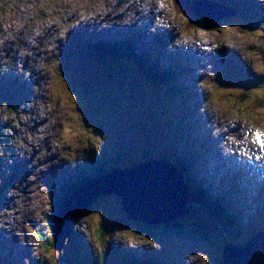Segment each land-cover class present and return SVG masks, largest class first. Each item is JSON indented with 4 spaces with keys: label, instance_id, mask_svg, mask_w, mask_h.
<instances>
[{
    "label": "rangeland",
    "instance_id": "1",
    "mask_svg": "<svg viewBox=\"0 0 264 264\" xmlns=\"http://www.w3.org/2000/svg\"><path fill=\"white\" fill-rule=\"evenodd\" d=\"M258 1L248 4L258 12L256 16L242 10L240 15L229 16L224 25L218 23L213 28H202L194 26L174 0H0V264H94L98 258V264H126L121 256L137 245L156 251L152 260L158 264H212L221 257L223 240L233 241L227 238L217 220L200 208L189 211L181 220L185 231L173 222L147 225L131 218L130 212L123 210V196L115 192L104 193L98 198L82 193L81 197H86L83 201L76 195L75 199L84 205L80 216L74 207H71V216H63L69 204L62 207L64 202L58 206L60 180L48 172V177L53 179L50 181L42 168L48 162L51 166L56 157L54 164L59 165L58 170H68L62 178L72 174L68 181L76 183L75 162L81 163L90 153L98 160L100 152L108 149L115 165L110 161L101 163L103 170L121 166L122 171L142 163H153V169L157 170V164L161 168L159 157L174 158L176 148L180 155L181 134L174 137L177 123H174L176 116L173 115L180 110L168 102V93L160 96L150 89L152 86L148 87L140 80L142 74L153 71V66L147 63L144 70H149L138 75L124 69L123 64L112 63L110 60L117 61L115 55L109 57V62L106 58L102 61L95 58L96 49L101 55L119 48L133 51L134 38L132 42L135 40V43L119 39V35L125 33L119 28L122 18L126 23L124 27L131 24L132 28L142 29L141 41L146 39V34L153 38L146 39L148 47L145 48L143 43L139 46H144L152 63L158 54L161 55V47L166 43L168 48L165 50L172 61H187L190 72L178 81L190 84L199 104L201 90L205 105L200 109L195 98L192 100L190 94L187 97L184 91V102L181 103L190 102L188 109L194 114L187 120L188 125L191 121L194 123V136L198 132L201 136L209 134L217 142L215 157L210 141L206 146L209 144L211 152L203 154L200 161L193 156L194 163L202 165L204 172L202 178L197 173L196 179L228 205L229 193L243 189L229 183L233 187L230 191L220 190L218 183L223 176L238 180L235 169L233 176L227 168L231 166L232 157L235 156L234 161L238 163L241 154L250 164L260 159L256 158V152L263 153L261 158L264 157V149L254 142L255 134L262 133L261 127H264V108L255 104L256 101L264 104V96L260 94L264 90V56L262 59L256 52L257 46H264V0ZM173 5L180 15L175 14ZM205 6L206 3L201 10ZM192 11L198 18L195 8ZM220 12L214 8L203 14L216 17ZM155 17H158L156 22L162 32L174 38L173 43L158 32L147 33L148 24L144 22H149V18L154 21ZM245 18L248 23L244 22ZM252 23L256 26H251ZM104 32L114 33L118 40L101 39L99 36ZM88 39L90 43H87ZM122 42H128V46ZM193 42L202 50L188 58H183L181 51L174 47V44L181 45L188 52L194 50L195 47L190 46ZM220 45L230 53L228 59L220 61L222 66L225 65L221 72L217 59L212 61L213 54L221 52L216 50ZM205 48L207 51L204 52ZM126 52L121 60L130 64L128 61L133 56L129 49ZM197 64L199 70H194ZM117 69L128 73L123 71L118 75ZM157 72L164 74L163 70ZM158 84L165 85L163 82ZM243 93L249 98L234 107L236 96ZM160 97L166 99L164 107ZM166 114L168 120L164 117ZM118 119L122 122L119 129L116 126ZM244 124L247 129L240 128ZM253 142L259 148L248 150V146L253 147ZM219 145L224 147L222 153L226 155L227 164L221 162L226 167L214 170L210 161L219 159ZM248 153L251 160L246 159ZM249 163L243 167H249ZM214 164L217 166L215 160ZM13 171L20 172L22 179L14 176ZM257 174L252 178L251 193H236L241 204L231 205L228 209L234 214L243 210L247 228L236 240L238 247H242L250 233L264 222V174ZM92 175L94 178L101 173ZM4 177L8 182L3 180ZM121 179L118 178L117 183L122 184ZM106 181L114 183L115 177ZM110 183L109 188L112 187ZM99 184L92 180L87 188L94 189ZM223 185H227L226 181ZM98 187L103 189L106 185ZM244 198L246 203L242 201ZM60 210L64 223L70 218L76 226H72V235L66 242L62 240L58 250L49 221L51 217L55 219ZM195 221H203L206 225L202 224L199 232L190 233V223ZM150 261L145 263L153 264Z\"/></svg>",
    "mask_w": 264,
    "mask_h": 264
},
{
    "label": "water",
    "instance_id": "2",
    "mask_svg": "<svg viewBox=\"0 0 264 264\" xmlns=\"http://www.w3.org/2000/svg\"><path fill=\"white\" fill-rule=\"evenodd\" d=\"M202 1H196L192 4V10L195 8L196 14L204 22L211 24L218 21V17H206L203 12L209 8L206 6L201 10ZM212 10V9H210ZM217 24V23H216ZM213 25V24H212ZM148 166H147V165ZM142 163L134 168L127 170H118L115 176V184L109 189L123 196V210L130 212V217L141 221L147 225H160L170 222H179L191 211V193L185 183V178L180 170L169 162L168 166H163L168 172L163 173L161 168L155 171L153 163ZM160 173V175L156 173ZM127 179L125 185L117 183L118 178ZM110 183V181L104 182ZM153 189V191H152ZM150 191V193H149ZM82 193H74L73 200L69 201V209L63 211V216H71L74 207H83L75 196L81 197ZM164 197L163 201L160 199ZM97 198V195L95 196ZM152 199V201H151ZM86 202L90 199H85ZM166 201V202H165ZM152 205L153 209H152ZM76 206V207H75ZM166 208V212H165ZM53 227L61 230L59 218L56 219ZM62 233V232H61ZM66 232L62 233L64 240ZM58 250L60 248L56 246ZM223 264H256L264 262V244L263 245H246L236 247L225 245L223 249ZM157 252L146 246H133L126 250L121 256L126 264H144L154 258Z\"/></svg>",
    "mask_w": 264,
    "mask_h": 264
},
{
    "label": "trees",
    "instance_id": "3",
    "mask_svg": "<svg viewBox=\"0 0 264 264\" xmlns=\"http://www.w3.org/2000/svg\"><path fill=\"white\" fill-rule=\"evenodd\" d=\"M177 1L179 3L180 9L183 11V13L186 16L189 17L190 20H192L191 22L194 23V26L195 25L199 26V27L205 26L204 22H202L199 18H197L196 16L193 15V12L191 10V2H190V0H177ZM216 23L217 22L213 21V22H211V24L208 23L206 25L209 28H213V27H216L218 25ZM253 26H256V25H253ZM127 38H132V37L129 36V35L128 36H123L122 40H126ZM135 40H136V38H135ZM135 40L132 43H135ZM138 43L139 42H136V45L135 46L133 45V51L130 48H126V49H129L130 54H132V56H133L131 61H130L133 64H131V65L125 64V63H123V64L126 67H128V69H130L132 71H135L138 74H139L138 69H142L140 71V73L149 70V69L143 70L144 67L148 66L147 63H149V64H151L153 66V71L152 72H147V73L145 72L144 74H142L143 77H140V80L145 85H147L148 87L152 86L153 88H150V89H153V90L157 91L159 93L158 95H160V96H162L165 93H168L169 94L168 95V102H170L175 108L180 110V111H178L177 114H173L171 112V110L168 109L171 114L176 116V119H175L174 123L176 122L177 125H176V130H174V137L177 135L178 129H181L186 134L187 133L190 134V131L192 130L191 125L193 124V122L191 121L190 125H188L189 122L187 121V120H190L189 117H190L191 114H193L192 111H190V109H188L190 107V105H189L190 102H187L186 105H184V103H181V102L183 101V98H182L183 95L182 94L184 93L185 90H186L185 93H187V97H190L191 93H189L186 88H184V87H182L180 85H177V81L179 79V76L182 75L183 70L181 72L178 71V69L180 67L177 64V67H176V69H174V71H167V72H163L164 74H159L157 72L158 68L160 67L159 59H156V61H155V66L158 67V68H156V67H154V62L152 63L149 59L135 56V52L136 51H134V47H135V50H136L137 49L136 47H137ZM122 44H124V46H128L127 45L128 42L127 43L126 42H122ZM145 47H146V45H145ZM140 48L144 50V46L140 47ZM126 49L125 48H119L116 51L114 50L115 53H112L111 51H107V53L105 52L102 55H104V56L105 55H116L117 57L119 55L120 56L123 55L125 57L126 54H127ZM143 50H141L139 53H141ZM256 50H257L256 52L258 54H260L262 56V59H263L264 46L263 47L258 46ZM98 54L100 56H102L101 53H99V51H98ZM137 56H138V53H137ZM139 56H141V55L139 54ZM142 61H145V62H142ZM160 62H161V59H160ZM136 66H140V67H136ZM133 74H136V73L133 72ZM160 80H162V81H160ZM158 81H160L159 82L160 84L163 82L165 85L157 87V86L151 84V82H158ZM139 90H142V88L139 89ZM96 93L100 94V91H97ZM103 94H107V93L105 91H103ZM119 94H120V91H119ZM107 95H109V94H107ZM109 96H110V98H112L111 95H109ZM164 98L160 97V101H161V103H163V107H164L165 103H167L166 99H164ZM191 98H192V96H191ZM248 98H249V96H246V94L244 95V93L242 95L241 94L237 95L236 98H235L234 107L242 105L243 103L246 102V100ZM261 102H262V99H261ZM120 104H122V107L124 108L123 103L120 102ZM255 104H257V107H264V104L263 103H259V101H256ZM154 105L156 106V104H154ZM159 106H160V104H159ZM125 117H126V121L128 122L127 115ZM164 117L167 118V120H168L167 114L164 115ZM117 121L118 122L116 123V126H118V129H119L121 127V125H122V122H121L120 119H118ZM180 137H181V140H180L181 144L187 145L186 149L188 150L187 152L189 154L192 151V148L196 144L193 145V144L188 143L187 141H185L184 134H181ZM191 137H192V134H191ZM189 146H191V151H189ZM178 150H179L178 148H176L174 150V154H175L174 163L176 165H178V167H180V159H182V161H185L187 154H182L181 156H178V154H177ZM107 151H108V149H105V150L101 151L100 154H99L98 160L95 159L94 155H92V157L91 156H86L84 158L83 163H81V164H82V166H83V164H85L87 167H85L83 169H81V166L77 167L76 168V172H77L76 173V177H78V176L82 177L81 181H83V180H86L87 178H89L90 175L92 176L93 173H94V175L99 174V173H104L103 165H101V163H102L101 159H103V160L105 159L107 161V157H108V160L111 161L112 164H114L113 157H110V156L106 157L105 156ZM90 154H92V153H90ZM102 155H103V157H102ZM191 155L194 156V157L197 156L196 153H194V152L191 153ZM197 158H198V156H197ZM169 159H170V157H168L167 160H169ZM117 168L121 169L122 167L119 166ZM185 171L188 172L189 176L191 175L190 168H188L187 166L184 167L183 173H185ZM90 173H92V174H90ZM106 173H108V172H106ZM70 175H72V174H70ZM69 176L67 174V177H63V178L60 177V179H59V180H61L59 182L60 183V189L59 190L61 192V195H60V197L58 196V201H57V202H59V205H58L59 207L65 201V200H63V198L66 199L69 195H71L74 192L73 190H75L77 187H79L81 184H83V182L80 183V181L77 180V179H76V181H77L76 183H74L72 181H68L69 180ZM184 177H186L185 180L188 182L189 188H191L190 189V193H191V202H192V204L195 203L197 205V207L202 208V210H205L206 213H209L212 218H214V219H218L219 218L220 221H221V224H220V226L222 227L221 230L226 231V233L228 234L227 238H229L230 240H232L233 242L236 243L235 238L237 237V233L239 234V232H240L239 223H237V214H234L233 212L229 213L227 211V208H226V206L224 204V201L221 199V197H217L216 195H213L214 197H212L211 195H208V193H210V192L208 190L206 191V189L202 186V184L195 183L194 180H196V179H194V177L193 178L191 176L187 177V175H184ZM200 186L203 187L202 188L203 190L200 189L201 188ZM222 201H223V203H222ZM226 202H228V205H229V203L231 204V200H230L229 197L226 199ZM197 207L195 206V208L193 207V209H196ZM53 221H54V219H53V217H51L49 223L50 222L53 223ZM190 224H191L190 227H189V232L190 233L199 232L200 229H201L200 227L203 226V225H206V224H204L203 221L202 222L195 221V222H191ZM160 225H162V224H160ZM173 225L174 226L179 225V226L183 227L182 221L173 222ZM75 226H76V224H74L73 227H75ZM183 229L185 231V227H183ZM207 237H209V236H207ZM224 243H226V242H224ZM98 262H99V258L94 264H98ZM150 262L153 263V264H158L157 262H154V260H152V259H151ZM144 264H147V263H144ZM148 264H150V263H148ZM212 264H223V260L220 257L219 259L213 260Z\"/></svg>",
    "mask_w": 264,
    "mask_h": 264
},
{
    "label": "bare ground",
    "instance_id": "4",
    "mask_svg": "<svg viewBox=\"0 0 264 264\" xmlns=\"http://www.w3.org/2000/svg\"><path fill=\"white\" fill-rule=\"evenodd\" d=\"M112 18V17H111ZM122 19V18H121ZM157 19V17H155L154 18V21ZM133 21L135 20V19H132ZM130 23V22H129ZM136 24V23H135ZM123 26H126V23L123 25ZM132 25L131 24H129V25H127V27H122V26H120L119 28H122L121 29V31L123 32H125L123 35L124 36H128L129 34H132V35H135V38H136V42H139L138 44H137V52H140L141 50H143V49H141L139 46L142 44V42H141V40H140V38H142L141 37V34H142V32H141V30L142 29H140V28H138V27H131ZM118 28V27H117ZM126 28V29H125ZM136 28V29H135ZM129 30H135V31H129ZM100 32V31H99ZM98 32V33H99ZM93 33H96V31H94ZM97 33V34H98ZM109 33H111V34H109ZM127 33H129V34H127ZM129 36H131V35H129ZM101 39H103V38H107V37H109V38H113L114 40H118V36L117 35H115L114 33L112 34V32H108V34H106V32H104L103 33V35H100L99 36ZM132 37V36H131ZM140 37V38H139ZM97 38H98V36H97ZM122 38H123V36H121V34L119 35V39H121L122 40ZM183 42H185V39L184 40H182ZM174 42V38L173 39H171V42L170 43H173ZM87 43H90V39H88V42ZM87 43H85V45H87ZM167 44L168 43H166V45H163L164 47H165V49L166 48H168L167 47ZM199 44V43H198ZM195 45V46H194ZM190 46H193V47H195V48H197V50L194 48V50L192 49L191 51H189L188 50V52L187 51H185V49L181 46V45H175L174 44V47H176V48H178L180 51H181V56L183 57V58H188L189 57V55L190 56H193L194 54H196V52L197 53H200L201 52V50H202V48H200L196 43H190ZM141 49V50H140ZM96 51L97 52H95L96 54H95V58H98L97 60H99V61H102L103 59H107V62H109V57L110 56H112V55H105V57H103V56H100L99 54H98V50L96 49ZM205 51H207L206 49L204 50V52ZM121 57H124L123 55L122 56H118L117 57V61H115V60H110L112 63H117L118 62V64H123L122 62V60H121ZM158 59H159V64H160V67L159 68H162V62H160V59H162V56L159 54L158 55ZM105 61V60H104ZM178 62V65H179V69H178V71H182L183 70V73H182V75H180L179 76V78H182L183 76H186V75H188L189 74V68H188V63H187V61L185 60V59H180L179 61H177ZM128 63H130L129 65H131V64H133V63H131V62H129L128 61ZM94 64V63H93ZM124 65V64H123ZM198 65V64H197ZM94 67H97V66H95L94 65ZM136 67H140V66H136ZM197 67V66H196ZM196 67H195V69H196ZM116 68V67H115ZM118 68V67H117ZM124 69H128V67H126V68H124ZM124 70H119V69H117L116 70V73H119L118 75H121V73L123 72ZM128 71L129 72H131V73H136V74H138L137 72H135V71H132V70H130V69H128ZM158 71H159V69H158ZM168 70H166V68H165V65H164V68H163V72H167ZM97 72V71H96ZM124 72H126V73H128L127 71H124ZM125 74V73H124ZM181 74V73H180ZM138 75H140V74H138ZM177 85H180V86H182V87H184V88H186L187 89V91L189 92V93H191V96H192V100H193V98H195V100H196V102L198 103V100H197V98H196V96L194 95V93H193V91H192V89H191V87H190V84H186L185 82H183V83H180L179 81L177 82ZM191 100V101H192ZM165 101V100H164ZM199 104V103H198ZM170 105V104H169ZM200 105V104H199ZM207 125V124H206ZM236 128H239V127H236ZM235 130V129H234ZM233 130V131H234ZM212 133V132H211ZM210 133V134H211ZM192 138H194V135L192 134ZM215 138H216V136H215ZM0 139H2L1 137H0ZM185 143V142H184ZM213 143V144H212ZM210 144H212L211 146H210V148L213 150V152H214V157L216 156V153H215V151H216V148H217V142H214L213 140H210ZM195 147H196V145H195ZM195 147H193V152L194 153H196V148ZM208 147H209V145H208ZM219 147H220V145H219ZM222 149H224V147L222 148V147H220V152H219V155H218V157H219V159H214L215 161H216V164H217V166L214 164V160H212V161H210V165H212V169H214V170H216V167H218V169L219 168H224V167H226V166H223V165H221V162L222 163H224V164H227V160H226V155L225 154H223L222 153ZM252 149V147L251 146H248V150H251ZM105 156L107 157V156H109V152H107L106 154H105ZM102 157H103V155H102ZM110 157H112L111 155H110ZM213 157V156H212ZM248 157H249V153L247 154V157H246V159H248ZM56 158V157H55ZM52 159V165L51 166H49L50 165V163L48 162V163H46L45 165H44V167L42 168V169H44V171H45V176L50 180V181H52L53 179H51V178H49L48 177V175H47V173L49 172V173H53V174H55V177H54V179H57V180H59L60 179V177H62V175L63 174H65L68 170L66 169L65 170V172L64 171H59L58 170V168H59V165H56V164H54V161L56 160V159ZM195 158H197V156H195ZM232 159H233V161L231 162V166L230 167H228L227 166V168H228V170H229V172L233 175V168L235 169V171H236V173H237V175H238V183H237V187L238 188H241V186L243 187V189H242V191H245L247 194H250L251 193V184H253V177L254 176H258V174H257V172H260V167H262L263 165H264V162L263 161H258V162H256V165H254V166H250V167H243V165L245 164V160H243V157L241 156V154H239V162L238 163H236L234 160H236V157L235 156H233L232 157ZM225 160H226V162H225ZM107 161H109L108 160V157H107ZM107 161L104 159H101V162L102 163H107ZM157 161V160H156ZM111 162V161H110ZM159 163H160V166H161V171L163 172V173H165V172H168V170L166 169V168H164L163 166H168V164H169V160H167L166 158H159ZM43 164H41V166H42ZM193 166H194V168L195 167H198V168H195V169H198V171H199V177H201L202 178V176H201V174H203L202 172H200V170H199V166L198 165H196L195 163L193 164ZM27 167V166H26ZM157 167H158V169L157 170H155V171H159V165L157 164ZM121 169H123V168H121ZM121 169H119V168H117L116 166H114L113 168H111L110 170H104L105 172L104 173H101V176H96V177H94V178H90V179H88L87 181H85L83 184H81L79 187H77L75 190H74V192L71 194V195H69L66 199H65V203L63 204V206L62 207H64L66 204L68 205L70 202L69 201H71V200H73V194L74 193H88V194H94L95 196L97 195V198H98V196H100V195H102V194H104V193H107V192H110L111 190H109L110 188L108 187L109 186V183H106V187L105 188H99L98 186H102V185H105V183H104V181L107 179V180H109L110 178H112V177H115L116 176V172H118V170H121ZM126 170V169H125ZM209 170H211V169H209ZM110 171V172H109ZM106 172H108V173H106ZM12 173H15V176L18 178V179H22V177H23V175L20 173V172H17V171H13ZM156 174H158V175H160V173H156ZM9 176V178H10V176H11V173L10 174H8ZM189 175V174H188ZM234 176V175H233ZM105 177V179H104V181H102V179ZM3 180H6L7 182H8V179H6L5 177L3 178ZM92 180H97L100 184L97 186V187H95L94 189H92V188H87V186L90 184V182L92 181ZM122 180V179H121ZM61 181V180H60ZM122 182V184H125V183H127V179H125V178H123V180L121 181ZM116 182H114V183H110L112 186L115 184ZM185 183L187 184V186H188V183H187V181L185 180ZM60 184V183H59ZM121 184V185H122ZM210 185V184H209ZM211 186V185H210ZM188 188H189V186H188ZM189 190H190V188H189ZM84 198H86V197H81V199H82V201L84 200ZM77 199V198H76ZM163 199H164V197H162L160 200L161 201H163ZM105 201V200H104ZM166 202V201H165ZM123 204V203H122ZM123 206V205H122ZM76 207V206H75ZM83 207L81 206V207H77V216H80L79 215V213L81 212V209H82ZM59 213L58 214H56L55 215V219H54V221H53V223H51L50 222V224L52 225V231H53V233L55 234V237H54V244H55V246H58V247H60L61 246V242H62V233L63 232H66V236H65V238H64V240L63 241H65L66 242V238H69L71 235H70V231H71V228H72V226H73V223H74V220H71L70 218L68 219V223L66 222V223H64V220H63V217H62V210H60V211H58ZM165 212H166V208H165ZM57 218H59V225L61 226V230L59 231L58 229H55L54 227H53V225H54V223L56 222V219ZM79 219V218H78ZM181 223V222H180ZM9 227H11V225H9ZM62 232V233H61ZM70 235V236H69ZM64 243V242H63ZM64 245V244H63ZM243 245V244H242Z\"/></svg>",
    "mask_w": 264,
    "mask_h": 264
},
{
    "label": "snow or ice",
    "instance_id": "5",
    "mask_svg": "<svg viewBox=\"0 0 264 264\" xmlns=\"http://www.w3.org/2000/svg\"><path fill=\"white\" fill-rule=\"evenodd\" d=\"M262 70H264V65H262ZM260 94L264 96V90H261ZM254 142L259 144V146L264 149V133H256Z\"/></svg>",
    "mask_w": 264,
    "mask_h": 264
},
{
    "label": "clouds",
    "instance_id": "6",
    "mask_svg": "<svg viewBox=\"0 0 264 264\" xmlns=\"http://www.w3.org/2000/svg\"><path fill=\"white\" fill-rule=\"evenodd\" d=\"M189 18V17H188ZM190 20V19H189ZM168 71H174V69L171 70V67L167 69ZM183 173V172H182ZM185 175V174H184Z\"/></svg>",
    "mask_w": 264,
    "mask_h": 264
}]
</instances>
